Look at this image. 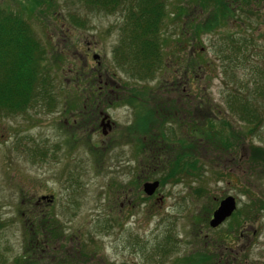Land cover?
Instances as JSON below:
<instances>
[{
  "label": "rangeland",
  "instance_id": "rangeland-1",
  "mask_svg": "<svg viewBox=\"0 0 264 264\" xmlns=\"http://www.w3.org/2000/svg\"><path fill=\"white\" fill-rule=\"evenodd\" d=\"M34 3L0 0L47 51L51 96L0 117V264L23 256L31 264H195L200 252L207 258L198 264H264V169L248 160L250 143L264 145V99L262 124L249 136L226 102L212 45L218 33L202 35L194 48L201 54L190 57L182 20L174 21L166 44L158 38L160 66L140 79L119 10ZM255 53L235 70L249 84L254 65L264 68V46ZM203 59L206 73L195 67ZM98 110L113 122L106 134L93 120ZM209 122L219 136H195V126ZM176 158L182 170L170 175ZM147 163L156 169L146 180L158 186L144 197ZM228 195L235 209L211 227V212ZM33 212L52 218L61 235L29 243L25 214Z\"/></svg>",
  "mask_w": 264,
  "mask_h": 264
},
{
  "label": "trees",
  "instance_id": "trees-1",
  "mask_svg": "<svg viewBox=\"0 0 264 264\" xmlns=\"http://www.w3.org/2000/svg\"><path fill=\"white\" fill-rule=\"evenodd\" d=\"M31 1L33 8V2H40V0ZM76 1L89 9L105 13L119 10L122 13L124 20L121 30L128 34V39L130 37V45H133L134 53L129 55V59L138 67L137 72L142 75L140 79L150 77L152 69L160 66L163 49L158 38L160 37L162 45L166 44L165 31H168L174 21L182 20L180 33L186 35V38L181 42L188 43L191 48L190 57L191 54L193 57L201 54L194 48L199 44L202 35H213L217 32L218 36L212 45L220 62L219 68L223 72L224 86L228 88L226 90H229L225 95L229 110L243 122L246 128L245 133L249 136L253 135L262 124V115L258 112L264 99V68L259 69L257 65H254V68L259 71L250 84L248 79L238 78L235 70L239 67L245 68L251 57H257L256 48L264 46V0ZM53 11L56 12L54 9ZM194 11L201 16H194ZM233 25L236 28L232 31ZM253 32H256V36ZM46 52L27 21L8 7L0 6V117L24 111L35 103L39 96L51 97L45 66ZM202 62V67L199 63H196L195 67L206 73L207 68L211 69V63L204 59ZM187 71H189V65L181 70L180 78L183 79ZM195 129V136L202 138L210 139L211 135L215 134L210 122L207 126L206 124L196 125ZM215 135L219 136V134ZM248 151V160L252 166L259 165L264 169V145L250 143ZM165 154L167 153L161 156ZM177 159L179 158L175 159V168L169 170L170 175L182 170L180 167L177 168ZM192 162H187L185 166L193 168ZM147 168H149L148 171L141 172L145 180L148 179L149 171L156 169L148 163ZM33 213L25 214V221L30 222L27 236L29 243L37 242L38 234H42L45 244L57 238V234L61 235L58 228L52 227L55 225L52 218L45 221L38 212ZM200 253L193 263H203L207 258L204 252ZM63 257L65 261L68 260L66 255ZM20 258L22 260L15 261L14 264H31L25 256Z\"/></svg>",
  "mask_w": 264,
  "mask_h": 264
},
{
  "label": "water",
  "instance_id": "water-1",
  "mask_svg": "<svg viewBox=\"0 0 264 264\" xmlns=\"http://www.w3.org/2000/svg\"><path fill=\"white\" fill-rule=\"evenodd\" d=\"M103 118H105V116ZM106 126H107V130L103 129L101 131L103 134H106V132L110 129L108 120H106ZM157 185H158V182L156 180L144 182L142 184L143 193L146 195H151L156 189ZM41 198L43 199L44 196H41ZM234 209H235L234 197L231 195L223 197L222 199L218 201L216 208L212 211L211 217L208 221L209 225L211 227L217 226L227 216H229Z\"/></svg>",
  "mask_w": 264,
  "mask_h": 264
},
{
  "label": "flooded vegetation",
  "instance_id": "flooded-vegetation-1",
  "mask_svg": "<svg viewBox=\"0 0 264 264\" xmlns=\"http://www.w3.org/2000/svg\"><path fill=\"white\" fill-rule=\"evenodd\" d=\"M98 87V86H97ZM100 87V86H99ZM118 90H120L119 88H118ZM116 93H118V91H116ZM109 101H110V98H109ZM108 101V102H109ZM84 107V106H83ZM105 116V118H103ZM93 120L96 122L97 121V126L98 127H100V129H104V130H107V126H106V120H108V122H109V125H110V127H111V125H113V122L112 121H110V119L108 118V116L105 114V113H103L101 110H98L96 113H94V116H93ZM101 131V130H100ZM109 131V130H108ZM146 181H148V180H146ZM158 186V185H157ZM154 194V193H153ZM153 194H151V195H153ZM143 195H144V197L146 196H151V195H146V194H144L143 193ZM129 203V202H128ZM211 214H212V212H211ZM210 217H211V215H210ZM210 219V218H209Z\"/></svg>",
  "mask_w": 264,
  "mask_h": 264
}]
</instances>
